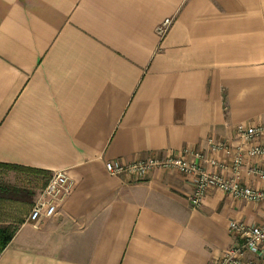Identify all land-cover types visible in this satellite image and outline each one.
<instances>
[{
  "label": "crops",
  "instance_id": "1",
  "mask_svg": "<svg viewBox=\"0 0 264 264\" xmlns=\"http://www.w3.org/2000/svg\"><path fill=\"white\" fill-rule=\"evenodd\" d=\"M239 123L264 125V0H0V164L73 182L0 264H214L237 241L229 222L261 224L264 202L208 187L192 208L177 169L103 165L186 150L220 172L208 139L236 146ZM244 160L239 181L264 190L245 172L264 158Z\"/></svg>",
  "mask_w": 264,
  "mask_h": 264
},
{
  "label": "built area",
  "instance_id": "2",
  "mask_svg": "<svg viewBox=\"0 0 264 264\" xmlns=\"http://www.w3.org/2000/svg\"><path fill=\"white\" fill-rule=\"evenodd\" d=\"M170 19H165L157 32L163 34L170 24ZM235 137L238 144L231 147L223 141L208 139V150L211 154L221 153L229 162L218 161L215 158H207L209 167L218 169L209 170L196 160H205L204 154L187 152L180 155L149 157L134 160L129 163L120 161H108L103 165L106 172L113 178L126 179L129 175L143 178L154 169H177L188 176L193 184V191L188 196V202L192 208H198L203 201L208 187L217 188L233 198L261 203L264 202V190L246 186L239 181V174L244 169V159L264 158V145L253 142L264 136V125L249 126L239 123L235 126ZM246 174L258 178L264 182V168L249 166ZM73 190V182L65 170L53 171L45 184L42 193L28 214L27 222L38 225L44 218L54 216L60 206ZM228 231L236 236L235 244L222 253V256L214 264H264V222L259 225H250L243 221H231Z\"/></svg>",
  "mask_w": 264,
  "mask_h": 264
},
{
  "label": "rangeland",
  "instance_id": "3",
  "mask_svg": "<svg viewBox=\"0 0 264 264\" xmlns=\"http://www.w3.org/2000/svg\"><path fill=\"white\" fill-rule=\"evenodd\" d=\"M49 176L34 171L6 168L0 166V183L10 185L21 190L22 201L0 200V227L17 228L31 211L38 200ZM29 223V222H28ZM33 228L38 225L28 224Z\"/></svg>",
  "mask_w": 264,
  "mask_h": 264
},
{
  "label": "trees",
  "instance_id": "4",
  "mask_svg": "<svg viewBox=\"0 0 264 264\" xmlns=\"http://www.w3.org/2000/svg\"><path fill=\"white\" fill-rule=\"evenodd\" d=\"M2 167L6 168H13V169H21L25 171H34L37 173H42L45 176H48L47 172L37 170V169H31V168H26V167H21V166H15V165H9V164H0ZM22 192L20 189L10 186V185H5L0 183V200L4 201H22L20 198ZM16 228L10 227V226H5V227H0V253L3 251V248H5L8 243L12 239V234H14Z\"/></svg>",
  "mask_w": 264,
  "mask_h": 264
}]
</instances>
